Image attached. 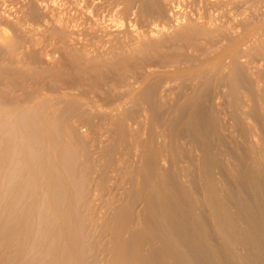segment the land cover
<instances>
[{"label":"bare ground","instance_id":"1","mask_svg":"<svg viewBox=\"0 0 264 264\" xmlns=\"http://www.w3.org/2000/svg\"><path fill=\"white\" fill-rule=\"evenodd\" d=\"M130 2L138 29L163 19L173 20L175 28L166 32L163 20V28L155 24L134 45V25L123 33L82 29L85 40L96 42L90 46L96 54L109 46L93 56L89 45L72 42L67 21L53 8L40 13L29 4L20 15L2 18L8 33L0 34V264H194L199 253L194 239H208L187 238L190 225L200 221L191 211L172 208L176 195L169 194L167 177L174 175L163 164L166 144L160 133L145 132L146 116L159 121L173 113L168 122L193 137L195 125L220 109L218 83L230 97L241 92L251 97L246 107L239 101L230 107L249 162L234 180L253 185L264 175V139L243 121L256 117L264 132V0H181L166 15L159 0ZM184 6L196 21H187V11L179 16ZM49 46L61 54L50 52L58 63L49 60L52 55L45 60L54 51ZM174 59L198 65L150 69L142 83L132 81L122 90L128 75ZM74 88L97 95L94 102L99 98L102 106H91L80 94L91 107L84 108L83 98L74 100L75 91L68 90ZM41 89L64 93L39 95ZM206 122L218 142L217 118ZM212 188L210 183L200 190L209 195Z\"/></svg>","mask_w":264,"mask_h":264},{"label":"rangeland","instance_id":"2","mask_svg":"<svg viewBox=\"0 0 264 264\" xmlns=\"http://www.w3.org/2000/svg\"><path fill=\"white\" fill-rule=\"evenodd\" d=\"M53 1L54 0H0V34L8 33V28H6L7 26L4 24L5 19L7 18H2L8 17L10 14L11 17L18 16L16 12L19 14L20 10H23V7L29 4L41 8L39 10L40 13L47 12L50 14V9L51 11L55 10L53 13L56 16H59L62 19L65 18L64 20L67 21L66 24L68 31L71 34L70 39H76H74L75 41L71 39L72 42H80L81 44L89 45V51L93 48L90 46L95 45L96 42L85 40L84 37H82L81 32L90 29V27H92L91 29L107 33H114V31L120 33L122 31L123 33L124 31L129 32L132 30V27L136 26L137 28H134L136 30L131 32L132 37L130 38V44L132 45L139 43V41L147 37L149 35V30L153 28L155 24L161 26L159 28H163V23L165 21L166 24L164 23V25L166 26L164 29L166 28L165 31L168 30L166 32H170L175 28L173 20L167 19V21H169L167 22L163 19L164 21L157 20L158 22L155 21L153 25L150 24L145 27L143 26L142 28L139 27L138 29V26L134 25L135 22L133 21V12H135V8L132 5L135 4L131 3L130 0H55V3ZM129 2L132 5L129 4ZM159 2L160 5L162 4L161 8L165 15L170 14L171 11L174 12V10L178 8V4L180 5V3H182L181 0H159ZM185 6L181 8L182 10L179 8L177 11L179 16L181 15V18L183 17L182 13H186L183 11H187V14L190 12L189 7ZM183 8L188 9L184 10ZM82 12H84V14ZM50 16L52 17V15ZM166 18L168 17L166 16ZM188 18L187 21L191 19L192 21H196L197 16L189 13ZM182 22L186 21L182 20ZM49 47L46 48L45 51H48ZM54 47L56 48V46H51L50 49L52 48L54 50ZM104 47L101 48L102 50L99 48L98 50H100V52L98 51L97 54L104 51ZM108 48L109 46H106L105 51ZM55 51L58 53V50L56 49L54 51L50 50L47 53L53 52L54 54ZM96 51L97 49L94 47V53H92L93 56H95ZM56 52V56H61V54H57ZM51 53L47 54L45 60L50 58L49 60L53 59V63H56V61L58 63L59 58L57 57L58 59L56 60V56ZM48 55H52V58ZM187 65H191V68L195 70L198 62L186 64L179 59H174L166 64L160 65V68H158L159 66L157 65H152L153 67L151 65L148 67L147 65L145 66L147 69L145 67L141 69L143 72L139 71L138 73L136 72V74L134 73V75H128V83L126 82V88L124 86V89L122 90H128L130 88V82L132 81L133 84L137 80V82L142 83L140 81H143L144 79L143 73H147V70L149 71L152 69L150 71L160 72L161 70L162 72H165L167 71L163 70L165 67L170 71L172 67L181 69ZM252 69L254 70V74L255 68L252 67ZM141 77H143V79H141ZM258 83L256 82V85ZM260 83L258 85L260 87L261 85L263 86V83ZM214 89L217 92L215 98H217L216 102L220 104V109L219 111H214V113L209 112V114L204 117L205 121L200 123L197 122L199 126H197V124L195 125L196 134L193 137L181 134L178 132L176 126L168 122V120L173 118V113L168 118H163L159 121L154 120V115L148 113L146 117L150 120L145 124V132L149 134V130L150 132L154 130L160 133L162 138H164L162 142L163 144H166V146L163 148V154L166 157L163 164L166 168V172L174 175L167 177L169 194H173V196L176 195L174 201L175 204L172 208L181 213L191 211L195 214L196 221H200L199 225H190V233L187 238L190 239L195 236H200L208 239L207 241H203L199 238L194 239V246L197 247L199 252L197 256H194V264H208V260L203 255V252L208 249L205 243H208L209 246L210 257L212 258L211 264H264V175H259L256 181L252 182L253 185H249L246 180H234L236 174L237 177L244 175L249 162L247 161L245 148L240 145V134H237L238 136L236 135L237 132L240 133L236 127L237 122L231 121L232 110L230 107L233 106L234 101H239L244 107H246L247 105H250L249 101L251 100V97L246 92V94L241 92L239 98L230 97L226 85L224 86V84L220 83L215 85ZM68 90L75 91V93L74 91L71 92V95L74 96V94H76L78 96L76 97L75 95L74 100L79 98L80 94L84 93V90L82 91V89H80L81 91L77 89L82 92L79 94L77 93L78 91L76 88ZM59 91L64 93L63 90ZM66 91L67 89H65V92ZM41 92L47 96L57 95V93L49 92L46 89H41L39 95H41ZM61 93H58V95ZM89 94L93 101L92 99L90 100ZM82 95L85 97L86 94ZM86 96L89 99L87 100L89 104H93V96L97 97V95H92V93L89 92ZM82 98L81 100L80 98L77 99V101L81 102ZM84 99L85 98H83V101L81 102L84 105L83 107L85 108L87 106L86 108H91L86 103V99L85 101ZM97 99L99 100V98H96V102H94L93 105L97 104L96 106L99 107L101 102ZM245 111H247V109ZM211 115L217 118V125L215 124L214 128L219 136L218 142H214L210 138L212 129L211 127L208 128L206 120L207 117H210ZM245 118L246 119L243 120L244 124H251L256 127L258 131L256 134L259 137L258 140L264 139V132L261 131L263 129L260 128L261 122L258 123L259 121L257 122V118L251 115ZM150 121L154 122V125L150 124ZM254 140L257 141L256 138ZM258 143L260 144L259 141ZM261 147L263 149L262 155H264V144H262ZM190 149L198 150V154L196 153V156H191L189 154ZM204 157H207L206 161L208 162L205 161L207 165L202 161ZM174 166H177L176 169L184 170V173L173 172V170H176L174 169ZM187 171H190L192 174V178H190L191 174L189 175V180H187L186 177ZM214 182L215 184L218 182L216 187H214ZM210 183L213 185V188L209 195L203 193L200 189L204 185H209ZM260 187L262 188L259 192ZM100 211L102 212L104 209L101 208L99 212ZM185 233V231L180 232L182 235H185Z\"/></svg>","mask_w":264,"mask_h":264}]
</instances>
